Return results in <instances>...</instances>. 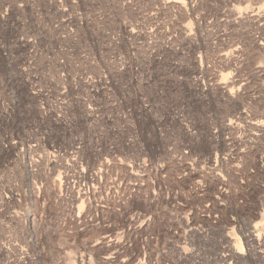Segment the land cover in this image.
<instances>
[{
    "label": "rangeland",
    "instance_id": "rangeland-1",
    "mask_svg": "<svg viewBox=\"0 0 264 264\" xmlns=\"http://www.w3.org/2000/svg\"><path fill=\"white\" fill-rule=\"evenodd\" d=\"M0 264H264V0H0Z\"/></svg>",
    "mask_w": 264,
    "mask_h": 264
}]
</instances>
